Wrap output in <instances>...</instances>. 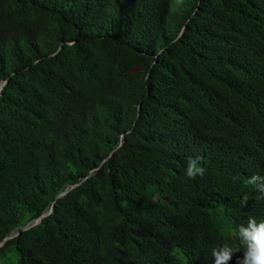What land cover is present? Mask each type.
<instances>
[{
    "label": "trees",
    "instance_id": "obj_1",
    "mask_svg": "<svg viewBox=\"0 0 264 264\" xmlns=\"http://www.w3.org/2000/svg\"><path fill=\"white\" fill-rule=\"evenodd\" d=\"M4 81L0 244L53 209L0 264H214L264 217V0H0Z\"/></svg>",
    "mask_w": 264,
    "mask_h": 264
},
{
    "label": "clouds",
    "instance_id": "obj_2",
    "mask_svg": "<svg viewBox=\"0 0 264 264\" xmlns=\"http://www.w3.org/2000/svg\"><path fill=\"white\" fill-rule=\"evenodd\" d=\"M204 172L199 157L188 159L186 175L189 178L203 175ZM248 183L264 198V176L257 174L249 177ZM246 202L247 197L243 204ZM241 250L243 258L238 260V264H264V217L249 216L246 223L239 224L231 240H226L212 250L214 264H229L233 255Z\"/></svg>",
    "mask_w": 264,
    "mask_h": 264
},
{
    "label": "water",
    "instance_id": "obj_3",
    "mask_svg": "<svg viewBox=\"0 0 264 264\" xmlns=\"http://www.w3.org/2000/svg\"><path fill=\"white\" fill-rule=\"evenodd\" d=\"M184 30H185V29H183V31H182V33L180 34V36L183 35ZM7 83H8L7 81H4V82L0 85V96H1V94H2V91H3L4 87L7 85ZM113 154H114V152L109 156V158H111V157L113 156ZM77 186H78V185H77ZM77 186H73V187H71L70 190L75 189ZM67 194H68V191H67V192H64L63 194H61V195L58 197V199H59V198H62V197H65ZM52 209H53V207L51 208V210H50V212H49L48 214H44V215L41 216L39 219L34 220V221H32L31 223L27 224L24 228H21V229H20L19 231H17L12 237H9V238L5 239L4 242H3L2 244H0V248H2L3 245H4V243H6L7 241H9V240H11V239H13V238H15V237H18L19 234H20V231H22V232H27V231L31 230L32 228L38 226V225L43 221V219L46 218V217L51 213Z\"/></svg>",
    "mask_w": 264,
    "mask_h": 264
}]
</instances>
